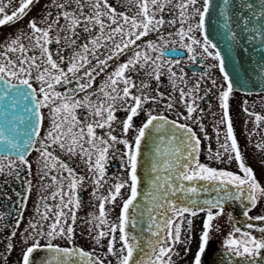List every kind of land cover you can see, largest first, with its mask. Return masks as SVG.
I'll use <instances>...</instances> for the list:
<instances>
[{
	"label": "snow or ice",
	"instance_id": "obj_1",
	"mask_svg": "<svg viewBox=\"0 0 264 264\" xmlns=\"http://www.w3.org/2000/svg\"><path fill=\"white\" fill-rule=\"evenodd\" d=\"M79 4L80 0H76ZM197 0H180L179 7L181 22H186L188 19L187 9L189 6H195ZM228 0H225L227 3ZM34 3V0H21L18 9L13 10L12 13L6 14V6L0 4V26L14 22L19 18H22L26 14V10ZM135 5L139 8V11L134 16L122 15V24L116 19V12L110 7L107 0H92V8L95 10L91 16H86L83 20L80 19L75 13L63 12V18L69 22L68 28L73 34L75 29L80 26L81 23L85 25V31H91L87 27L89 24L99 25L100 36H97L90 43L94 48L103 47L104 44L99 41H115L117 35L120 36V42L114 43V49L111 50L107 58L100 60L95 57V52L92 51L91 55L98 60L97 65L91 70L85 71L83 77H78V73L86 64L91 63L88 60L89 47L87 44L83 46V53H77L73 57V62L65 71L60 65L53 59V55L49 51L47 45L53 41L50 38V32L53 27V23L49 22L48 27L42 28L38 26L35 20L30 21L29 28L31 34L28 35L30 41H34V46L38 47L41 52V63H37L36 56H30L28 53L31 49H28L22 43V36L13 38L10 42L6 43L3 51H0V102H3L5 108H11L22 101L25 103V111H30L29 120L32 122L31 131L26 133L28 137L23 145L26 148L34 147V141L40 137V129L43 122V115L40 112L42 108H50L51 111V128L47 132L44 141H40L41 147L36 149L40 152V156L43 160V175L49 176V172L55 170L59 174L57 176H51L53 183L57 185V191L52 194L51 199L55 200L59 196V204L57 207L59 211L54 213L55 220L48 226L47 232L43 231L42 223H29V227L32 232L25 239V243L29 239L33 240V245L27 247L22 256V264H32L31 257L34 251L40 250L41 245L37 237H47V244L45 250L51 253L50 257H46L43 260V264H72L73 257L75 256L79 260V264H103V261L96 258L94 254L86 252L77 248H61L53 245L52 240L57 236H65L71 239L73 229L72 227H65L70 218L75 222L76 216L74 209L80 207L79 199L76 196L75 190L79 184L83 183V177L77 178L73 169H71L66 163L60 161L53 155L50 148L58 146L60 149L66 151L69 154H75L78 150L82 157H86V164L88 170L93 173L94 184L97 187V191L107 181L105 180L106 170L105 164L108 159L109 150L114 147L115 144H123L125 146V152L123 153L122 164L126 165V170L129 172V182H118L112 186V190L109 191L106 196H98L97 199L101 201L99 204V215L95 219L99 221L96 227H101L108 223L106 219L105 204L115 203L117 198L121 194V190L124 187H129L130 195L123 202L121 215L119 217L120 223L118 225H109V232L115 234L117 230L120 231L123 247L119 251V264H130L133 261V254L140 249V241L134 235H130L126 229L129 226L135 227L136 220L130 215L129 209L135 208V202L137 201L138 185L140 183L137 175L138 159L141 154V142L144 140L146 132L150 129L159 132L161 135L157 141H154V148L152 149V159L149 161V190L146 192V196L151 199L154 207L149 209V216L152 223L149 225V232L154 239L148 241V247L144 251V255L134 262V264H172L170 253L176 243L182 242L181 225L184 223L183 218L185 215L196 216L200 211H206L207 216L205 223L203 224V231L200 236V245L198 247L193 264H202V257L206 251V247L210 239V230L212 228L213 220L223 214V206L226 201H239L243 204L244 210L243 216L248 220L264 221V216L251 217L249 211L251 207L257 203V196H264V187H261L256 181L253 170L250 167L245 166L241 152L238 146L237 139L234 135L232 121L229 116V97L234 90L233 82L229 74L225 71V61L219 51L214 53L213 58L219 61L220 71L223 73L225 85L220 87L224 90L220 93V107L223 110L221 122L226 124V142L221 145L225 153H228L229 162L232 159L239 161V168L243 175H237L225 170H217L211 167H207L198 162V151L200 146V139L195 135L193 130L187 125H181L176 121H170L163 115H153L151 112L147 115V120L140 127L134 139V144L129 143L127 139H118L115 135L109 132L108 139L103 137H97L95 129L98 128H111L112 121L116 118L115 102L117 100L123 102V105H127L126 111H129V115L123 122V133L127 136L129 129L133 127V118L138 115V111L142 109V105L149 101L147 96L133 95L132 88L136 85L125 75L130 69H134L137 64L143 60L144 64L151 63L154 65L153 74L155 78L159 80L158 69L161 67L158 57H150L146 53L137 51L135 55L130 58L126 63L121 64L109 77L105 85L101 88L105 97V102L93 104L88 97L84 100H76L74 93L76 89H70L67 92H59L56 90L57 85L69 84L72 80H76L79 91H85L92 87L95 77L93 72L98 68L108 66V62L114 57L119 56L125 49L130 48L136 44V41L140 40L142 36L147 35L150 30H156L158 26L164 23L163 18L157 19L156 13L163 12L165 7L172 3V0H134ZM58 7L63 9L64 4H59ZM107 9V16L111 25H118L112 28L107 36L104 35L105 23L101 19L106 13L101 11V8ZM249 7H251L249 5ZM209 0H204L202 9H195V13L200 17L199 22L195 25H189L187 30L181 28L177 35L180 36L183 41L186 37L191 41L190 45H184L190 59L195 60L193 55L194 49L191 45H201L205 53H209V48H215L216 45L211 44L208 37L205 35L203 43L197 40L195 37L190 36L194 30L204 29L205 16L208 13ZM81 15L83 10L81 9ZM260 17H264V5L261 7L259 13ZM230 19V17H229ZM59 22V18L55 23ZM125 25L128 26V30L125 31ZM264 35V32H262ZM65 39H71V37H65ZM56 43L60 42L59 37L55 40ZM75 43V41H72ZM148 47L152 51H158L157 45L149 44ZM10 53H18L15 59L10 57ZM211 54V53H209ZM59 55V54H57ZM78 58V62H77ZM63 58L61 57V60ZM171 65V61L168 62ZM178 63V62H177ZM143 67V64L141 65ZM33 69L37 72L36 79L41 82L39 89V96L36 89L33 88L31 83ZM171 77H175L176 73L172 72L171 67L168 68ZM86 81L81 83V80ZM183 80V77H180ZM122 83L124 87L118 88V84ZM215 86L216 82H212ZM147 87V85H144ZM27 89V91H24ZM110 89L111 91H108ZM199 90V84L194 89H188L187 92L181 88L180 96L182 101L185 102L187 116L183 119H190L193 113L197 111V96L193 95L194 92ZM95 95V94H94ZM42 97V98H41ZM191 102H187L188 100ZM128 101H132V104H128ZM110 102V103H109ZM29 104L33 105L32 109H29ZM86 106L92 111V114L99 117V120L88 123L85 127L80 126L74 111L76 108ZM171 108L172 105H167ZM247 112V108L244 109ZM7 114V113H5ZM253 115V113H249ZM262 118L256 116V121L259 122ZM169 126V127H166ZM74 129H78L74 131ZM12 131H15L14 129ZM179 132V135H178ZM167 134L170 138L165 141L163 136ZM87 137V139H85ZM219 138V133H217ZM230 141V143H228ZM0 144L5 145L7 150L11 148L16 152L15 157H0V174H4L5 168L8 169V174L12 173V169L16 163L25 164L29 168L24 151L21 150V144L13 136L9 138L5 135V130L0 129ZM87 144L86 148L84 145ZM167 144V147L164 145ZM257 148L264 150V144L258 143ZM211 151V149H209ZM217 159H221V154L217 152ZM95 157V158H94ZM211 158V157H210ZM7 160L5 164L3 161ZM67 172V176L62 173ZM163 173V174H162ZM68 181V190H64L63 182ZM199 181H204L206 184H211L217 193L215 199H197L199 193L207 191L206 188L199 187ZM187 182V184H185ZM48 185L47 187H50ZM179 194H183L182 196ZM95 195V193H94ZM71 206V207H70ZM46 207V211L41 213L37 209V213L42 221L49 219V213L51 208ZM64 209H67L66 213ZM158 209H163L160 215L162 220L158 219L153 213ZM213 209H216L214 215ZM70 214V216H69ZM62 218H64L62 220ZM189 226L191 220L188 221ZM248 228H253L254 225L249 223ZM236 233H240V238H229L225 241V247L230 254H234L244 258L256 259L261 250H264V239H256L249 232H242L239 227L234 229ZM259 231L264 233V228H260ZM109 232L103 230L99 231L95 237L96 242L99 243L100 239L109 235ZM113 240L109 242L108 252L116 255L113 251ZM11 248V245L9 246ZM167 257V259H166Z\"/></svg>",
	"mask_w": 264,
	"mask_h": 264
},
{
	"label": "flooded vegetation",
	"instance_id": "obj_2",
	"mask_svg": "<svg viewBox=\"0 0 264 264\" xmlns=\"http://www.w3.org/2000/svg\"><path fill=\"white\" fill-rule=\"evenodd\" d=\"M38 1L34 0V3L26 10V14L29 13L31 17H27L25 14L22 18L35 20L38 26L45 29L48 27L49 22L53 23L50 34L55 35V37L52 39L53 42L48 44L47 47L53 55V59L65 71L73 62V57L77 53H83V46L85 44L88 45L90 50L87 55L91 63L86 64L81 69L77 74L78 77H83L85 71L91 70L97 65L98 60L91 55L92 51L95 52V57L103 60L114 49V43L120 42L121 38L117 35L114 42L101 40L99 43L104 44V46L94 48L90 42L97 36H100V28L87 26L91 31H85V26H79L75 29L74 34L68 30L70 27L69 22L64 20L62 13L66 11L79 15L81 8H83V2L81 1L79 4L76 0H40L39 3ZM107 2L115 10L117 14L116 19L120 24L123 23L121 19L122 15L131 17L139 11L134 0H107ZM20 3L21 0H0V4L6 6V14L9 15L13 10L18 9L17 4ZM179 3L180 0H172V3L167 5L163 12H157L156 18H163L164 23L162 25L158 26L156 30H150L147 35L142 36L140 40L136 41L135 45L125 49L119 56L110 60L107 67H103L102 70L98 68L93 72L95 80L92 87L85 91H79L78 84L74 79L69 84L57 85L56 90L64 93L70 89H76L77 91L74 93L76 100H84L85 97H88L93 104L102 103L105 102V97L100 90L107 82L108 77L121 64L126 63L137 51L142 54L146 53L150 57H158L161 64V67L158 69L159 80L153 74L154 65L151 63L144 64L143 60L134 69H130L125 73L136 85L135 88L131 89L132 94L147 96L149 98V101L144 103L142 109L138 111V115L133 118V127L129 129L127 136L123 133V122L130 113L125 110L127 105H123V102L117 100L114 112L116 118L112 121L111 128L105 127L101 129L97 127L95 129L97 137H103L107 140V134L111 132L118 139H127L129 143L134 144L136 132L146 122L148 113L163 115L170 121L187 125L200 139L197 154L200 164L242 176L243 173L239 168L240 162L235 159L229 162L228 153H225L223 148H221V145L226 142V124L221 122L223 110L220 107L219 97L221 91L224 90L220 86L225 85V81L219 68V61L213 58L215 51L210 47L209 53L211 54H209L203 51L201 45H191L194 49L193 55L196 57L195 60H192L186 47H184V45H190L191 41L187 37L182 41L180 36L177 35L181 28H184L185 31L189 25L195 28L200 17L195 13L194 8L202 9L204 0H197L194 8L193 6H189L186 10L188 19L183 23L181 22L180 9L177 7ZM59 4H64L65 7L61 9L58 7ZM91 11L92 7L90 6L89 12ZM57 18H59V22L55 23ZM18 20L20 21L21 18ZM10 23L6 25H10ZM109 24L110 20L107 16L105 19V36H107V33L112 28L118 26L111 25V27H108ZM6 25L0 26V28H5ZM127 30L128 26L125 25V31ZM24 32L28 33V29H25ZM29 32H31V29H29ZM189 35L203 43L204 36L202 30H194ZM57 37L60 39L59 43L55 42ZM65 37H71V39H65ZM72 41H75V43H72ZM149 44L157 45L159 50L152 51L148 47ZM61 57L63 58L62 60ZM169 61L172 62L171 65H169ZM142 64L143 67L141 66ZM169 67H171L172 72L176 73L175 77H171L168 71ZM35 73V75L32 74L31 83L39 96L41 82L36 79V70ZM180 77H183V80ZM86 79L80 82L83 83ZM213 81L216 82L215 86L212 83ZM197 84H199V90L193 93V95L197 96V111L193 113L192 118L183 119L182 117H186L188 114L185 102L182 101L180 96V89L183 88L187 92L188 89H194ZM144 85H147V87H144ZM123 87L122 83L118 84V88L122 89ZM107 90L111 91L110 89ZM187 102H191L190 98ZM132 103V101H128V104ZM169 104L172 105L171 108L167 107ZM245 107L247 108V112L244 111ZM40 112L43 115L40 137L34 141V147L30 148L25 154L31 168L17 162L11 174H8L7 168H5L4 174H0V264H22L24 251L27 247L33 245V240L31 239L25 243V239L32 232L29 223H42L43 231L47 232L49 230L48 226L55 220L54 213L59 211L57 207L60 200L59 196L55 200L51 199L52 194L57 191V185L52 182L51 176H57L59 179V174L53 170L49 172L48 177L43 175V171L45 170L43 169V160L40 152L36 150L41 147L40 141H44L47 132L51 128L50 108H42ZM249 113H253V115H249ZM74 114L80 126L85 127V129L88 123L99 120V117L94 116L89 107L86 106L76 108ZM257 115L262 118L259 122L256 121ZM229 116L243 162L245 166L253 170L259 185L264 187V150L256 146L258 143L264 144V93H244L233 90L229 97ZM77 130L74 129V131ZM217 133H219V138H217ZM160 135L159 132L150 129L146 132L145 138L141 142V154L137 167V175L140 181L138 185L139 195L135 202L136 207L129 209L130 215L136 220V226H129L126 229L130 235L136 236L138 240L144 227L143 219L139 215L141 194L143 193L146 181L149 184V161L153 158L152 149L155 146L154 141H157ZM163 138L167 141L170 137L165 133ZM44 142L48 143V141ZM84 146L88 147L87 144ZM164 147H167V144ZM125 150V146L119 143L109 150L108 159L105 164V180L107 182L97 191L93 173L88 170L85 162L86 157H82L79 150L75 154H69L58 146H53L49 149L54 156L73 169L77 178H84L83 183L79 184L75 190L80 203V207L74 209L75 222L69 218L67 224L63 225L65 229L69 226L72 227L71 239L67 238V234L65 236H57L52 240L53 245L61 248L82 249L94 254L96 258L103 261V264H119L118 250L123 247L120 240L121 233L119 230L115 234L110 233L109 225H118L120 223L119 217L123 202L130 195L129 187L122 188L121 194L114 204H105L107 224L96 227L99 221L95 218L99 215V204L101 203L97 197L108 195L115 183H130L129 172L126 170V165L122 164ZM217 152L221 154V159L216 158L215 154ZM4 156L15 157L16 155H0V157ZM3 163L7 164L8 161L5 160ZM62 174L64 176L68 175L67 172H63ZM197 183L199 187L207 189V191L199 193L196 197L197 199H215L217 193L211 184H206L204 181ZM48 185L51 186L47 187ZM63 186L64 190L67 191V180L63 182ZM179 195L182 196L183 194ZM45 206L51 208L52 211L49 213V219L42 221L37 213V209L43 213L46 211ZM244 207L239 201L224 202L223 214L217 216L212 222L209 243L203 256L207 253V248L212 244L227 250L225 241L230 235L233 238H240V233L234 231L236 227H239L242 232H249L258 240L264 239V233L259 231L260 228H264V221L246 219L242 214ZM64 211L68 212L67 209H64ZM162 211L163 209H159L155 215L160 218ZM216 211V209H213L214 215ZM249 215L253 218L264 216V196H257V203L251 207ZM206 216V211H200L194 217L185 215L183 218L184 223L181 225L180 240L182 242L176 243L170 253L172 264H193L201 242L200 236ZM189 220H191L190 226L188 224ZM249 223L253 224L254 227L248 228L247 225ZM101 230L109 232V235L101 238L99 243H97L95 237ZM113 235L115 237L113 251L116 252V255L108 252L109 242L113 240ZM37 239H39L41 249L34 251L33 256L38 252L47 251L44 247L48 242L47 237H37ZM10 245L11 248H9ZM147 247L148 245L145 247V250ZM33 256L31 257V261ZM72 264H76L75 256L73 257Z\"/></svg>",
	"mask_w": 264,
	"mask_h": 264
},
{
	"label": "water",
	"instance_id": "obj_3",
	"mask_svg": "<svg viewBox=\"0 0 264 264\" xmlns=\"http://www.w3.org/2000/svg\"><path fill=\"white\" fill-rule=\"evenodd\" d=\"M262 5L264 0H228L227 3L225 0H209L204 20L203 36L206 35L210 43L216 45L213 48L215 52L221 53L225 71L233 82L234 90L244 93H264V17L259 15ZM25 103L28 102L22 101L14 107L5 108L3 102H0V129L5 130V135L9 138L15 136L26 154L30 148H26L23 142L28 138L26 133L31 131L32 122L29 120L31 112L25 111ZM28 106L30 110L33 107L31 104ZM5 149L6 146L0 144V155H16L11 148ZM148 190L149 184L146 181L139 210L144 224L139 238L140 249L134 252L130 264L144 255L148 241L154 239L149 232L152 221L148 211L154 204L146 196ZM158 211L159 209L156 212ZM157 218L163 219L161 215ZM50 256L48 251L38 252L33 256L32 264H43L44 258ZM76 264H79L77 258ZM202 264H264V250L252 260L230 254L228 250L212 244L202 257Z\"/></svg>",
	"mask_w": 264,
	"mask_h": 264
},
{
	"label": "rangeland",
	"instance_id": "obj_4",
	"mask_svg": "<svg viewBox=\"0 0 264 264\" xmlns=\"http://www.w3.org/2000/svg\"><path fill=\"white\" fill-rule=\"evenodd\" d=\"M15 1H18V0H15ZM80 1L83 2V8H81L83 10V15H81V12L79 15H77V14L76 15L79 16L81 20H83L86 16H91L95 10L92 8V11L89 12V7L90 6L92 7V0H80ZM39 2H40V0L38 1V3ZM19 6H20V4H17L18 8H19ZM101 11L106 13V9L103 7L101 8ZM25 16L31 17V15L29 13H27ZM106 17H107V13L103 17H101V19L103 20L104 23H105ZM0 18H2V15H0ZM30 21H32V20L21 18L20 21L17 19L16 21L10 23V25H6L5 28L1 27L0 28V51L4 50V47L6 46L7 42H10L13 38H16L18 36H22V43L24 44V46L28 49H31L28 54L30 56H36L38 58L37 63L39 64V63H41L40 62L41 59H39L41 57L40 49L38 47L34 46V41H30L27 38L28 35L31 34V32H29ZM80 26H85V25L83 23H81ZM87 26H93L95 28H99V25H95V24H89ZM12 29H14V31H12ZM25 29H28V33L24 32ZM54 37H55V35L50 34L51 39H53ZM9 55L12 59H15L16 55H18V53H10ZM32 74L33 75L36 74L35 69H33Z\"/></svg>",
	"mask_w": 264,
	"mask_h": 264
}]
</instances>
